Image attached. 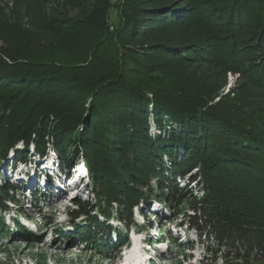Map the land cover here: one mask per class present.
<instances>
[{"label":"trees","instance_id":"trees-1","mask_svg":"<svg viewBox=\"0 0 264 264\" xmlns=\"http://www.w3.org/2000/svg\"><path fill=\"white\" fill-rule=\"evenodd\" d=\"M118 1L114 33L111 0H90L77 17L60 14L65 36L47 43L0 31V160L12 151L26 163L31 145L37 156L55 152L69 176L80 158L95 199H73L69 216L83 217L74 233L95 249L124 245L113 216L129 230L135 206L170 209L188 200L192 183L202 197L185 221L207 249L264 262V125L223 98L213 104L217 92L169 63L225 69L264 98V0ZM188 20L211 33L187 44L162 37ZM21 187L0 174V210L18 203Z\"/></svg>","mask_w":264,"mask_h":264},{"label":"rangeland","instance_id":"rangeland-1","mask_svg":"<svg viewBox=\"0 0 264 264\" xmlns=\"http://www.w3.org/2000/svg\"><path fill=\"white\" fill-rule=\"evenodd\" d=\"M118 4V0H111L107 13L108 30L113 33L122 25ZM90 8V0H0V31L12 27L19 34L21 31H27L28 34L47 43V39L65 36L62 33V26L56 22L60 14L77 17ZM69 32L72 34L71 29ZM210 33L211 29L206 24L188 20L165 31L162 37L175 44H187ZM2 45L0 41V46ZM169 63L181 76L204 84L206 88L217 92L213 104L223 98L239 108H244L264 125V98L256 94L254 89L245 86L238 75L228 73L225 69L220 71L212 66L205 67L198 62L174 59V63ZM150 119L151 116L148 120ZM32 148L30 145L26 163L15 161L12 151H8L0 160L2 180L22 185V189L16 193L19 206L7 203V209L0 210V264H117L116 251L95 249L94 244L80 241L74 233V225L84 226V219L80 217L72 220L69 216V211L71 207L73 208L71 201L78 199L85 202L95 199L89 192L90 186L85 187L88 180L87 174H84L86 169L82 160L77 159L75 169L68 176L62 174L60 168L59 172L56 171L55 158L58 156L55 152L46 150L43 156H37ZM12 159L13 164L7 166V162ZM49 168L52 171H48ZM192 175H195V172H192ZM75 179H77L75 186L79 191L77 197L71 198L73 190L68 185ZM28 181H35L38 186L34 182L25 183ZM56 181L60 186L66 181L68 189L66 194L54 197L56 189H59L55 186ZM74 184L75 182L72 185ZM187 188L189 189L183 192V196L188 200L174 201L170 209H163L164 204L149 201L135 206L129 229V231L132 229L131 232L124 230L114 216L108 223L114 230L124 234L129 232V238L131 237L134 243H138L139 239L149 240V243L144 245L147 254L141 253L140 250L139 255L145 259L149 257L148 254L154 255L155 264H264L255 259L244 262L241 258H227L220 253L217 254V250L215 252L207 249L203 237L190 230L185 221L188 215H192L190 205L194 203L193 200L202 197V193L195 184L190 183ZM51 192L54 196L50 194ZM37 193L39 196H36ZM152 232L157 234L156 238H153L155 235ZM27 235H32L33 239H25ZM153 248L163 252L155 255ZM137 253L138 248L132 254ZM133 255L127 254L126 260L135 258Z\"/></svg>","mask_w":264,"mask_h":264},{"label":"bare ground","instance_id":"bare-ground-1","mask_svg":"<svg viewBox=\"0 0 264 264\" xmlns=\"http://www.w3.org/2000/svg\"><path fill=\"white\" fill-rule=\"evenodd\" d=\"M13 160V159H12ZM47 161V160H46ZM50 161L51 160H49V162L48 163H50ZM8 166V165H7ZM29 166V165H28ZM51 168L52 169H54L53 168V166L51 165ZM51 168H49L48 169V171L49 170H51L52 171V169ZM56 168H57V171L59 172V166H58V164H57V166H56ZM20 173V172H19ZM22 174V173H21ZM24 174V173H23ZM79 174H81V173H79ZM79 174H77V176H79ZM82 174H83V172H82ZM85 175H86V171H85V173H84ZM25 175V174H24ZM58 175H59V173H58ZM27 176V175H26ZM60 176V175H59ZM76 180L77 179H75V180H72L71 182V184L69 183V185L68 186H70L71 187V189L73 190V193L71 194V197H77V192L79 191V189L75 186L77 183H76ZM82 180V179H81ZM80 180V181H81ZM58 181V180H57ZM55 182L56 183V187H58L59 189H56V192H55V195L56 196H54V194H52V192L50 193L51 195H53L54 197H58V195H60V194H63V193H65L66 194V192H68L67 190V185H66V181L64 182V184L62 185V186H60V185H58V182ZM36 183L37 184V182H35V181H28V182H25V183ZM73 182H75V184L74 185H72L73 184ZM61 183V182H60ZM81 185V184H80ZM37 186H38V184H37ZM89 186V184H87L85 187L87 188ZM31 187H32V185H31ZM30 187V188H31ZM33 188V187H32ZM39 189H40V187H38ZM49 190H52V189H49ZM49 190H48V192H49ZM87 190V189H86ZM53 191V190H52ZM89 191V190H88ZM28 192H29V190H28ZM70 192H72V191H70ZM90 192V191H89ZM91 193V192H90ZM87 195V194H86ZM164 219V218H163ZM80 225V224H79ZM27 228H29L28 226H26ZM129 231V230H128ZM132 231V229L129 231V232H131ZM129 232H125V238H126V241H125V243H124V245L121 247V248H119V249H117V253H118V255H117V253H115V256H118L117 257V264H155L154 262H155V260H153V257H154V255H151V254H148V258L147 259H145V258H143V257H141L140 255H139V252H140V250H141V253H144V254H147V251H146V248H145V244H148L149 243V240H147V239H139L138 240V243H134L133 242V240L131 239V237L129 238ZM152 233H154V232H152ZM154 237L153 238H156V236H157V234H155L154 233ZM140 240H143V241H140ZM136 246H137V248H138V253L136 254V255H133L132 253L134 252L135 253V251L137 250V248H136ZM123 249V250H122ZM153 249H155V248H153ZM133 251V252H132ZM163 251L162 250H158V249H155V251H154V254L155 255H157V254H161ZM119 254H121V256H119ZM133 255L135 258H131V260L130 261H128V260H126V255ZM139 258V259H138ZM140 260V261H139ZM153 261V262H152Z\"/></svg>","mask_w":264,"mask_h":264}]
</instances>
